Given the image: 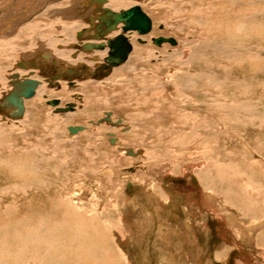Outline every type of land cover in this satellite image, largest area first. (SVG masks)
<instances>
[{
	"label": "rangeland",
	"instance_id": "obj_1",
	"mask_svg": "<svg viewBox=\"0 0 264 264\" xmlns=\"http://www.w3.org/2000/svg\"><path fill=\"white\" fill-rule=\"evenodd\" d=\"M134 6L146 34L112 24ZM66 218L108 243L23 239ZM263 219L264 0H0V264H264Z\"/></svg>",
	"mask_w": 264,
	"mask_h": 264
},
{
	"label": "bare ground",
	"instance_id": "obj_2",
	"mask_svg": "<svg viewBox=\"0 0 264 264\" xmlns=\"http://www.w3.org/2000/svg\"><path fill=\"white\" fill-rule=\"evenodd\" d=\"M35 4H37L38 2L36 1V2H34ZM104 6V5H103ZM13 8V7H12ZM133 8V7H132ZM131 9V8H130ZM129 10V9H128ZM127 10V11H128ZM18 11V10H17ZM10 12V11H9ZM8 12V14H10ZM74 12V11H73ZM22 14V12L20 13V12H18L17 13V16H20ZM111 14H114L115 16H117L116 15V13H111ZM114 15H112V18H113V23L112 24H116L117 25V23L118 22H120V23H122V21L121 20H119L120 19V17L118 16V20L116 19L117 17H115ZM16 16V17H17ZM2 17V16H1ZM11 17V16H10ZM14 17H15V15H12V19L10 18V21L12 20V21H17V20H15L14 19ZM5 18H7V16L5 17ZM111 18V19H112ZM115 18V19H114ZM107 19V18H106ZM116 20V21H115ZM108 22V21H107ZM8 23V22H7ZM10 23V22H9ZM13 23V22H12ZM106 23V22H105ZM11 24V23H10ZM3 27H5V26H3ZM7 27V26H6ZM92 27V26H91ZM93 27H95V26H93ZM119 28H120V26H119ZM152 29V23H151V28H150V30ZM120 30H121V28H120ZM149 30V31H150ZM96 31V30H95ZM129 31V30H128ZM131 31H136V30H131ZM148 31V32H149ZM87 32H88V34L89 33H91V35L93 34V30H89V29H87ZM87 32H86V34H87ZM133 32H131L132 33V35H126V37H127V40L128 41H130L129 39H131L132 37H133ZM147 32V33H148ZM138 34H146V33H139V32H137ZM85 34V35H86ZM118 36V35H117ZM129 37V38H128ZM87 39V38H86ZM153 40V39H152ZM95 43V42H94ZM96 44H99V42L98 43H96ZM101 44V43H100ZM131 45V44H130ZM88 46V45H87ZM91 46V45H90ZM89 46V47H90ZM92 48H93V46H92ZM109 48V47H108ZM96 49V48H95ZM109 52V51H108ZM131 51H129L128 53H130ZM96 54V52L94 53V55ZM128 55L129 54H127V56H126V58L122 61L121 60V62H118L116 65H118V64H120V63H122V62H124L127 58H128ZM58 60V59H57ZM49 63V62H48ZM113 65V64H112ZM32 79V78H31ZM56 81V80H55ZM39 82H37L36 80H24L23 82H20V83H18L17 85H15L16 86V89L14 90V91H11L10 92V94L9 93H7V96H6V100H7V102L9 103V105H7L9 108H7L6 106H4L5 107V109H9V110H11V108L12 109H15L14 108V106L16 105L18 108H23V101L24 100H26V98H30V97H32V96H40L41 97V94L43 93L42 91H43V89L42 88H40L41 86H39ZM45 89V88H44ZM32 99H33V97H32ZM13 102H14V104H13ZM11 104H13V106H11ZM15 106V107H16ZM16 107V108H17ZM17 108V109H18ZM23 114V113H22ZM247 146H249V145H247ZM252 149V148H251ZM248 150H249V148H248ZM138 152V151H137ZM136 152V153H137ZM136 153H134L133 151H131V152H129L128 154H132V155H136ZM261 155V154H260ZM252 159V158H251ZM259 162H261V160H256L255 161V163L257 164V163H259ZM223 166V165H222ZM223 169V168H222ZM234 170V169H233ZM232 172V171H231ZM229 172H225V171H222V170H220V172L218 173V174H220V176H219V178H218V181L219 182H222L224 179L226 180V179H229L230 178V176H229V174H228ZM258 177V176H257ZM254 178V177H253ZM251 179V178H250ZM235 183V182H234ZM237 186H238V184H237ZM231 187V186H230ZM252 188H254V187H252ZM252 188H249L250 190H253ZM232 189V188H231ZM255 189V188H254ZM239 190L241 191V192H243V191H245V193H246V191H248V189H247V187L245 188V187H243V188H239ZM239 190H238V192H239ZM231 192V191H230ZM229 193V192H228ZM230 194V193H229ZM239 194V193H238ZM237 196V195H236ZM215 198V197H214ZM32 203V202H31ZM76 210V209H75ZM239 210V209H238ZM70 211V210H69ZM51 213V212H50ZM230 213V212H229ZM241 213V212H240ZM68 213H66V215H67ZM72 214V213H71ZM73 215V214H72ZM234 215V214H233ZM75 216H76V218H77V215L75 214ZM231 216V215H230ZM230 216L228 217V218H230ZM232 217V216H231ZM56 218H58V215L56 214V216L54 215V216H50V218L49 219H51V220H56ZM103 218V217H102ZM240 218V217H239ZM242 218V217H241ZM240 218V219H241ZM67 219V218H66ZM226 219V218H225ZM234 219V218H233ZM258 219V218H257ZM51 220H49V221H47V223H45V228L43 227L42 229H43V231L41 232V233H36V232H34V231H31V232H29V233H25V236L23 237V239L26 241V239L27 240H29V241H31V242H35V243H43V244H46V245H48L49 247H55V246H60V247H64L63 248V250L64 249H67V247H71L73 244V246H77V243H79V245L80 246H85V247H88V246H92L93 244H96V243H99V244H102V245H106L107 243H108V240H107V237L105 236V237H102V238H99L98 237V239L99 240H97V239H94V241H92L90 238H92V237H90V238H88L89 236H88V234H86V233H84V231H82V233H80V229H79V232H75V231H73L72 230V228L71 227H69L68 225H67V222H69V219H67L66 220V223H63V224H61V226H59L58 228L56 227V225H55V223L54 224H52L51 223ZM64 220H65V218H64ZM77 220H78V218H77ZM230 220H232V219H230ZM264 220V219H263ZM57 221V220H56ZM91 221V220H90ZM233 221V220H232ZM231 221V222H232ZM76 222V221H75ZM78 222V221H77ZM76 222V223H77ZM81 222V221H80ZM239 222V221H238ZM259 222H261V221H259ZM259 222H258V224H259ZM92 223H93V221H92ZM226 223H227V220H226ZM233 223H235L234 221H233ZM237 223V222H236ZM254 223V222H253ZM263 223V222H262ZM74 224V223H73ZM108 224V223H107ZM227 224H229V223H227ZM41 225V224H40ZM76 225V224H75ZM105 225V224H104ZM232 225V224H231ZM84 226V225H83ZM109 226V225H108ZM55 227H56V232H55ZM73 227V226H72ZM78 227V226H77ZM79 227H81V226H79ZM87 228V227H86ZM106 228V227H105ZM238 228V227H237ZM244 228H245V226H244ZM83 229V228H82ZM77 230V229H76ZM93 230V229H92ZM89 231V230H88ZM110 231V230H109ZM248 231V230H247ZM93 233V232H92ZM52 234V236L50 237V235ZM86 236H85V235ZM249 234V233H248ZM11 235H14V234H11ZM93 235V234H92ZM93 237H94V235H93ZM110 238V237H109ZM108 238V239H109ZM248 238V237H247ZM92 241V242H91ZM93 243V244H92ZM116 243V242H115ZM78 245V246H79ZM110 245V244H109ZM19 247H20V250L18 251V252H16V253H20V252H22V251H24L25 250V244H20V245H18ZM90 246V247H91ZM10 251V250H9ZM79 251L80 250H78V256L79 255H81L80 253H79ZM73 252V251H72ZM71 252V253H72ZM74 255V254H73ZM51 256V255H50ZM75 256V255H74ZM106 257H104L103 259H106L107 261L109 260H111L112 258L110 257V255L108 254V255H105ZM112 256H114V254L112 255ZM22 257H23V255H18L17 256V259H18V262H21L22 261ZM47 257H49V255L47 256ZM46 257V258H47ZM71 257V256H70ZM69 257V258H70ZM46 258H44V259H46ZM117 258V257H116ZM42 259H43V257H42ZM41 259V260H42ZM58 259V258H57ZM46 260H48V259H46ZM46 260H43V262L41 263V264H52V263H49L48 261H46ZM54 260V259H53ZM59 260H62V259H59ZM55 261V260H54ZM58 261V260H57ZM119 261V260H118ZM53 263H56V262H53ZM57 264V263H56ZM67 264V263H66Z\"/></svg>",
	"mask_w": 264,
	"mask_h": 264
},
{
	"label": "water",
	"instance_id": "obj_3",
	"mask_svg": "<svg viewBox=\"0 0 264 264\" xmlns=\"http://www.w3.org/2000/svg\"><path fill=\"white\" fill-rule=\"evenodd\" d=\"M114 15V14H112ZM118 20V16L120 17L119 20L125 23V25L122 27L123 31L128 30H136L139 33H147L151 28V20L150 18L141 10L139 6H134L133 8L129 9L128 11H122L119 13H116ZM115 19V18H114ZM116 21V20H115ZM107 29H111V27H108ZM153 41L159 45L161 42H168L170 44H176V41L173 38H165V37H157L154 38ZM89 46H93V48H102V44H96V43H88ZM107 47H109L108 56L106 57V61L116 65L118 62L123 61L129 50V41L127 40V37H125L123 34L118 35L114 38L108 39L107 41ZM125 151L127 153L131 152V148H126ZM138 151L136 153L139 154Z\"/></svg>",
	"mask_w": 264,
	"mask_h": 264
},
{
	"label": "crops",
	"instance_id": "obj_4",
	"mask_svg": "<svg viewBox=\"0 0 264 264\" xmlns=\"http://www.w3.org/2000/svg\"><path fill=\"white\" fill-rule=\"evenodd\" d=\"M189 190H190V189H189ZM218 251H221L220 248H217V249L215 250V252H218Z\"/></svg>",
	"mask_w": 264,
	"mask_h": 264
},
{
	"label": "flooded vegetation",
	"instance_id": "obj_5",
	"mask_svg": "<svg viewBox=\"0 0 264 264\" xmlns=\"http://www.w3.org/2000/svg\"><path fill=\"white\" fill-rule=\"evenodd\" d=\"M54 102V101H53Z\"/></svg>",
	"mask_w": 264,
	"mask_h": 264
}]
</instances>
